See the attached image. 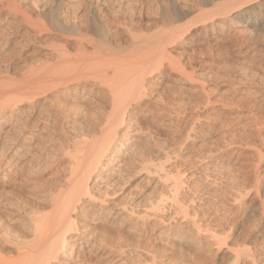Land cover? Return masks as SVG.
<instances>
[{"label": "bare ground", "instance_id": "6f19581e", "mask_svg": "<svg viewBox=\"0 0 264 264\" xmlns=\"http://www.w3.org/2000/svg\"><path fill=\"white\" fill-rule=\"evenodd\" d=\"M0 1L4 4L0 7V54L5 57L15 50L13 48L21 46L22 49L23 46L32 44V41H37L35 40L37 37L50 29L62 36L69 33L79 37V40L76 39L72 44L76 50L74 57L69 55L64 44H60L50 54L47 52V56H53L50 61L46 60L35 67L31 65L33 68L30 67L18 81L9 78L12 82L9 79L7 82H0L2 83L0 85V179L4 182L10 172H14L13 176L16 173L21 174L20 176L24 172L33 173L37 168L42 172L41 167L45 168V162L50 157L60 155L65 160L61 175L59 176L61 171L58 172L59 174L56 173L59 177L57 176L58 179L55 177V187H47L46 191L44 188L43 192L40 190V194H36L37 197L28 201L17 197L19 200L13 202L14 205L12 203L15 213L10 212L12 217L7 218L6 223L9 224L11 221L18 223L24 233L17 231L20 234L11 235L9 233L11 231H6L8 228L2 229L5 222L4 219L2 220L0 242L11 244L13 247L7 253L0 247V264H178V261L176 263L172 257L176 250L171 249L170 254L163 255L161 252H166L163 249L160 251L162 256L158 257L155 256L157 254L155 248L156 251L159 248L152 243L158 241L166 247L175 248L185 239L197 242L199 250L200 248L204 252L207 250L212 255L210 259H213V264H220L225 258L226 260L229 258L231 264H264V255H261L264 254V245L253 247L250 245L254 242L253 239L257 238L258 241L261 238L264 229V187L258 184L264 175V140L259 141L258 151L254 154L257 160L251 169V175L247 173L256 180L252 187L247 186L245 177L247 175H238V172L241 173V168L242 170L245 168L242 164L244 162H239L235 174L222 176V171L218 169L222 164L232 167L231 161L237 152L231 150L228 157L220 161V165L218 162L209 161L210 154H220L223 150L226 151L225 149L229 151L232 144L230 141H223L224 144H217V149H213L211 147L213 145H208L210 143H205L203 139L200 143L194 142L198 141L196 140L198 135L191 127L190 130L184 131V138L193 141L194 145L185 149L184 144H189V141L186 143L182 141L180 143L182 146L179 145L182 149L177 148L179 153L172 150V154H162L165 162L159 161L158 157V161L152 160L151 163L149 159L144 160L145 158L137 163H131L130 159L136 152L133 150L136 147L135 143L143 138L142 130L146 129L140 126L142 120L149 112L161 110L155 103L159 99L154 98L162 90L161 87L174 83L181 93L188 96L186 100L189 102L190 98H194L191 97L194 94L206 93V86L201 76H207L213 70L211 68L203 70L201 68L203 64L200 66L198 64L202 70L196 71L194 61L192 63L195 54L193 57L191 55L189 61L187 60L188 64L179 62L180 60L172 57L175 49L179 48L183 52L204 49L210 54V58L205 59V63H230L247 71L250 60L245 61L243 57L248 53L250 46H246L247 41L245 42L241 33L264 28V0H247L241 3L239 1L236 3L237 1L234 0L230 4H228L230 0H227L228 5L221 2L229 9L227 12L215 6L218 8L216 12L213 13L211 9L210 15L206 16L200 9L201 17L198 13L199 19H192L193 21L188 17L199 8L195 6L197 3L187 10L188 6H179L174 0L182 9V11L178 9L180 14L173 12L168 3L156 4V10L159 9L161 12V22L165 27H170V30L165 29L169 30L168 32L163 30L165 34L155 38L136 34V29H132V18H127L128 20L125 18L124 21L117 17L115 20H119L114 26L122 30L127 37L126 47L122 46L129 52L123 56L116 55L115 49L118 47L120 49V43L114 48L107 38L109 30L106 29L104 22L106 15L103 14L107 10H104V7L110 5L108 0H101V6H98V3L94 5L92 26L85 23L79 25L75 20L64 21L63 15L57 14L43 21L39 19V16L43 15L42 10H36L38 18H33L31 12L28 10L24 12L25 10L20 7V0ZM37 3L39 5V2ZM48 6L46 4V7ZM175 9L174 11H178ZM3 12H6V15ZM81 27L84 28L80 29ZM177 43H181V46H177ZM198 57L201 58L200 55ZM168 76H173L174 80H167ZM177 79L183 80L186 86L177 84ZM55 96L60 98L58 101L67 104L70 102L80 111L88 110L85 105L99 104L100 111L99 109L97 111L100 116H97V119L100 117V120L89 123L81 130L78 128L81 124L77 118L78 112L64 111L62 110L64 107L60 109V105L58 112L62 115V123L57 121L60 122L58 125L56 121L50 119L48 113L46 119L40 120L43 116L41 114L46 109L54 107V101H57L54 99ZM60 104L62 106V103ZM161 113L164 112H160L159 115ZM168 113H166L167 120L172 122L173 116ZM219 117L221 127L227 123L233 125L240 123L239 116L229 120L228 115L220 113ZM71 131L78 134L70 137L68 134ZM52 141H59L55 153L52 147L47 148V144ZM51 144L54 146V143ZM191 151H195V154L193 155ZM36 159L46 160L37 162ZM47 168L46 166V170ZM202 183L206 185H201ZM211 206H215L216 209L210 210ZM212 214L217 215L218 218L214 217L212 220ZM256 216L260 219V227L257 230L259 236H254L253 230L249 231L246 228L247 220ZM106 228L130 235L129 237L132 238L128 240L134 242L133 247H129L130 242L123 239L120 233L116 232L117 235L113 237L112 234H108ZM223 235L231 237L230 245L226 244L227 237ZM224 246L235 248L232 250L234 254L229 253L228 250L231 249L229 247L224 249ZM188 252L185 250V253Z\"/></svg>", "mask_w": 264, "mask_h": 264}, {"label": "rangeland", "instance_id": "374dc122", "mask_svg": "<svg viewBox=\"0 0 264 264\" xmlns=\"http://www.w3.org/2000/svg\"><path fill=\"white\" fill-rule=\"evenodd\" d=\"M30 1L31 2L33 1V2L31 3ZM100 1L101 0H99V1L98 0H92V1L91 0H50V1L49 0H45V1L44 0H27V1L26 0L25 1L20 0V4L22 6L20 4L19 5L23 9V11L25 10L24 12H26L27 10H28V12H31L33 18H38L37 17L38 14H36V10H40V11L42 10L43 12H41V13H43V15L39 16V19H41L43 21H45V18H46V20H48V17L50 18L51 15L57 14V15H61V16L63 15L62 18L64 21H67V20L74 21L75 20L76 23L79 25H83V23H85L88 26H90V25L92 26V22H93L92 18H93V13H94L93 12L94 10H92V9L95 7L94 5H96L97 3H98L97 4L98 6H101ZM157 1H158V3H157ZM188 1H190V2H188ZM226 1L227 0H177V1L175 0V2L177 4H179V6H183V5L188 6L187 10L192 8L195 5V3H197V5H195L196 8H198L197 6H199L198 9L203 10L202 13L205 12V13H203V15L206 14V16L210 15L209 13L211 12L210 11L211 9H213V13H214V11L216 12V9H218V8H220L219 10H221V11L226 10L225 12H227L229 9L227 8L226 5L230 4V2H232L234 0H230V1L228 0L229 1L228 4H226ZM235 1H237L236 3H238V1L241 3V2H244L247 0H235ZM37 2H39V5ZM47 2H51V3H47ZM173 2H174V0H108V3H110V5L107 4L108 6L104 7V10L107 9L104 12L105 14H103V15H106L105 16L106 19L104 18L105 19L104 22L106 24V29H108L110 31V32L109 31L107 32L108 41H111L114 48L118 47L119 46L118 44L120 43V46H121L120 49H119V47L115 49V50H117L116 55L117 56H123L127 52H129L128 49L125 48L126 47L125 45H127V43L125 42V41H127L126 40L127 37L124 33H122L123 32L122 30H120L114 26V25H116V21H118L120 18L123 19L124 21H125V18H126V20H128L129 18H132L133 19L132 29L135 28L136 30L135 29L134 30L136 31V34L139 33V36L142 35V36L151 37V38H155L158 35L162 36L163 33L165 34V32H168L170 30V27H168V28H167V26L165 27L163 22H161L162 21V19L160 18L161 12L159 11V9L156 10V8H157V5L159 3H168V5H170L171 10L173 12H177L180 14L179 10L182 11V9H180L177 6V4L175 2L174 3ZM221 2L226 4V5L224 6V4H221ZM91 3H93V4L91 5ZM46 4H47V6L51 5L50 8H49V6L46 7ZM3 5L4 4L1 2L0 7ZM32 5L35 6L37 9L35 7H33ZM37 5L40 7L38 8ZM173 5H175V7ZM154 6H155V8H154ZM215 6H217L218 8ZM172 7H174V9L176 8L175 10H178V9L179 10L174 11V9ZM221 7H222V9H221ZM223 7H226L227 9L226 8L223 9ZM45 8H47V10ZM151 8H152V10H149ZM5 9H8V8L5 7ZM184 9H186V8H184ZM184 9H183V11H185ZM198 9H196L198 12L195 10L191 14L192 16L190 15V17H188V18H190V20L199 19L198 17L201 14L199 12H201V10L199 11ZM49 12H50V14H49ZM206 12H208V13H206ZM5 13L6 12H3V14H5ZM198 13H199V16H198ZM64 15H65V17H64ZM195 15H197V17H195ZM117 17L119 19L115 20V19H117ZM194 17H195V19H194ZM113 21H114V24H113ZM161 23H162V25H161ZM64 24L66 25V22ZM82 28H84V27H81L80 29H82ZM165 29L166 30L169 29V30L166 31ZM160 30L162 33L158 32ZM163 30L165 32H163ZM248 31L250 32V30H247V32H244L245 36H244V33H241V35H243V37L245 38L244 39L245 42L247 41L246 46H250V47H248L249 48L248 53L243 57V59L245 61L250 60V64L248 65L247 71L246 70L243 71V69H240L239 67L237 68L234 64L232 65L230 63L226 64V63L220 62V63L216 64V62H215L213 64L211 62H209V63L206 62L207 63L206 64L205 59H207L208 57L210 58V54L208 52H205L204 49L203 50L201 49L202 51H200V49L199 50L197 49V51H194V52H183L179 48L175 49V51L172 53V55H173L172 57L178 61L180 60L179 62L188 64V61H189L191 55L193 57L195 54L196 56L193 57L195 60H192V63L194 61L193 64L196 65V71L197 70L201 71L202 69L203 70H209V68H211L213 70V71L211 70L213 73L210 72V73H208L207 76H201V77H203L201 80H202L203 84L206 86V93H204V94L199 93L196 95L194 94V96H191L194 98H190V102H189L188 100H186L188 96L186 94L181 93L180 90H178L176 88L177 85H175L174 83H170L168 86L161 87L162 90L159 91V94L154 96V98L159 99V100L155 101V103L157 104V107H159V109H161V110H155L153 112H149L147 117H145L144 120H142L143 123L141 122L140 126L142 128L145 127L146 129L143 128V130H142L143 138H141L140 141H137V144L135 143L136 147L132 146V148L134 147L133 150L136 152H134V155L131 156L133 159L130 157L131 163H137L138 161H140L141 159L143 160L144 158H145L144 160L149 159L150 163L152 162V160H153V162H155L156 160L158 161V158H159V161L165 162V158L163 156L166 154H172L173 153L172 150H174L175 153H179V150L182 149L181 147H179V145H181L180 143H182V141H183V143H186L187 141H189V144L188 143L184 144L185 149L190 148V145H192V144L194 145V142L200 143V140L201 141L204 140L205 143H207V144L210 143V144H208L210 146L212 144L213 146H211V147L213 149L214 148L217 149L218 145L224 144L223 141H226V142L230 141L233 144V146H232V144H231V148L229 146V148H230L229 151H228V149H225L227 152L223 150V152L220 154L219 153H212L213 156H212V154H210L211 156H208L210 158L209 161L218 162V165H220L221 164L220 161H222L224 157H228L227 155H228V153H230L231 150H232V152H237L236 153L237 156L235 154L233 157L234 159L232 158V161H231L232 167H226L224 164H222L218 168L220 171H222L221 172L222 176L237 173V172H235V170L239 166V162H241V163L244 162L242 164L245 165V166H243L245 168H243V170L241 168V173L238 172V175L239 176L247 175V176H245L247 178L246 179L247 180V186L252 187V184L254 183V181L256 183V180H253V177L252 176L250 177L249 175H251V169H253L252 167L254 166V164L257 160L255 157L256 155H254V154H256L258 151L257 149L259 148V145H258L259 141L264 140V119H263V115H264V56H263L264 55V28L261 30L259 28H257L256 30L251 31L250 33ZM59 34H58V32L56 33V31H51V29H50V31L47 30V31H45V33H42V35L37 37L39 39H37V38L35 39L37 41H32V44L25 45V47L23 46L22 49H21V46L13 48L15 50L10 52V54L6 55L7 57L0 54V80H1L0 82H2V83L7 82V80L9 78L12 80L14 79L13 81L20 80L19 78H22L27 73L28 69H30V67L33 68L35 66H38L41 62L44 63L46 60L50 61L53 58V56L52 55L47 56L46 55L47 52H48V54H50V52L54 51L55 48L57 49L58 46H60V44L61 45L64 44L67 47V52L69 53V55L71 57L72 56L74 57V55L76 54V50L74 49L75 47L72 46V44L75 43L76 39L79 40V37H77L78 35L73 36V35L68 33V34H65L62 36V34H60V35ZM152 34H154V35H152ZM148 35H150V36H148ZM98 44L99 45L101 44V46H103V44L101 42H98ZM122 45L125 47H123ZM177 46H181V43H177ZM183 54H185V55L183 56ZM252 54H254V55H252ZM197 55L198 56L200 55V57H201L200 59H202V60H200ZM247 62L249 63V61H247ZM198 64H199V66L201 64H203V65H201L202 69L199 68ZM28 66H29V68H28ZM23 67L24 68L26 67L27 69L26 68L24 69ZM20 68H21V70H20ZM18 70H20V71H18ZM12 71H14V72H12ZM21 72H22V74H21ZM172 77L173 76H168L167 80H174ZM159 80H160V78H159ZM156 82H155V84H157ZM160 82L162 83L164 81H160ZM176 82L179 85L182 84L183 86H186V85H184V82L181 79L180 80L177 79ZM2 83H0V85ZM187 86H189V85H187ZM173 88H174V90H173ZM163 89H165V90H163ZM207 95H208L209 100L207 98ZM206 98H207V100H206ZM54 99L57 100V101H54L56 106L54 105V107H52V108L49 107V109H46L47 112L45 113V111H46L45 110L43 112V114H41L43 116H42V118L40 116V118H41L40 120L46 119L47 115L49 114V116L51 117L50 119L56 121V123H58V125H59L60 122L62 123V118H61L62 115L61 114L59 115L58 110L62 109L63 107L64 108L62 110H64V111L67 110V112L70 111L71 113H77L78 112L77 118L81 124L79 125V127L78 126L77 127L81 128V130H83V128L85 129V126L87 127L89 125V123L92 124L96 120H100V117H98V119H97V116H100L98 114L99 113L98 111H100L99 104L92 103V104L85 105V107H87L88 110L84 111L85 110L84 109V110L80 111V110H78L79 108L77 109V107L71 105L70 102L67 104L66 102L63 103V101H61V100L58 101V99H60V98L59 97L56 98V96ZM60 103H62V106ZM65 104L67 107L65 106ZM59 105L61 108L59 107ZM55 107H57L58 109L56 110ZM65 107H66V109H65ZM69 107H70V109H69ZM54 108H55V110H54ZM73 108L77 111H74ZM165 108H166V110H165ZM49 110H50V113H49ZM173 110L175 113L173 112ZM84 112H86V113H84ZM91 112H92V114L90 115ZM160 112H164V113H161L159 115ZM168 112L173 116V119L171 120L172 122H169V120H167V117H166L167 114L166 113H168ZM155 113H158V114H155ZM220 113L221 114L223 113V115H225V116L228 115L229 120H230V118H234L236 116H239L240 117V123L238 125H236V124L233 125V124L227 123V124L223 125V127H221V126H219L221 124L220 123L221 118L219 117ZM174 114H176V115H174ZM158 115H159V117H158ZM177 115H179V116H177ZM87 116H89V117L87 118ZM176 117H177V119H176ZM94 118H96V119L94 120ZM196 118H197V120H196ZM152 120H154V121H152ZM57 121H60V122H57ZM162 121H163V123H162ZM144 122H145V124H144ZM205 122H208V124H205ZM85 123H86V125H85ZM82 125H84V126H82ZM208 126H209V129H208ZM190 127L194 128V130L196 131L195 132L193 130L194 133H196L198 135L197 136L198 139H196L198 141L193 142L191 140L184 138V135H185L184 131L190 130ZM78 128L76 129V131L78 130ZM145 130H147V131H145ZM192 132H191V134H192ZM71 134H72V136H71ZM77 134L78 133H75V131H71V132H69L68 136L73 137L74 135H77ZM141 140H143V141H141ZM220 141H222L223 143H221ZM63 142H68V141H63ZM190 142H192V143L190 144ZM51 143H54V146ZM51 143H49V145L47 144V146H48L47 148L52 147V151H54V153H55V150L58 149L59 144H57V143H59V141H52ZM184 145H183V147H184ZM214 145H215V147H214ZM54 148H56V149H54ZM194 152L195 151H191L192 154ZM154 154H155V156H154ZM162 154H164V155H162ZM148 155H150L151 157ZM60 157H61L60 155H59V157H56V156L50 157L51 162H50V159H48L50 163L47 162L48 160L45 162L46 166L49 168V169L47 168V170H46V166H45V168L41 167L43 170V171L41 170L42 172L38 171L39 168L33 170L34 172L36 171L35 173H38V175L32 171L35 175L33 173H30V172L27 174L24 172L23 175L20 176L21 174L15 172L17 174V176H16V174L13 176L14 172H10L9 173L10 175L6 178V180L10 179V181L7 182L5 180L4 181L5 183H4L0 179V190L2 191V192L0 191V197H1L0 198L1 199L0 204H2V205H0V223L2 222L3 219H4L3 222L5 221L4 225L0 224V225H3L2 229L6 230L8 228V230H6V231H8V232L11 231L9 233L11 235L13 234V236H15L18 233L17 231H20V233L21 232L24 233V231H21L22 227H20V225L18 223L16 224V222L11 221L12 219L9 220V221H11V222H9L10 225L8 223H6V222H8L7 218L10 219L12 217V213L13 214L15 213V211H14L15 207H13V205H14L13 202L16 203V201H18L19 199H21V200L27 199V201H28V199H30V198L32 199L33 197L35 198V196L37 197L36 194H40V190L43 192L44 188H45L44 191L48 190V188L51 186L53 188V186L55 184L54 181L56 179H58V177L63 172L61 170H64V169H62V167H63L62 165H63L65 160H64V158H62V157L60 158ZM52 158H55V159H52ZM58 158H60L61 160L60 159L58 160ZM44 160H46V159H44ZM44 160L38 159L37 162H39V161L42 162ZM51 163H52V165H50ZM260 166H261V164H260ZM55 168H56V170H55ZM57 169H59V170L57 171ZM58 172H60V174ZM56 173L59 174V176ZM247 173L248 174L250 173V174L248 175ZM28 174H29V177H28ZM30 174H32V175H30ZM51 174H53V176ZM36 175L38 178L36 177ZM49 175H51V176H49ZM14 177H16V179H14ZM20 177H21V179H20ZM26 177H28V178H26ZM52 177H54V178H52ZM55 177H57V178L55 179ZM250 179H251V181H250ZM259 181H260V183H258V184H261L264 187V175L261 177V179ZM1 182H3V183H1ZM22 182H24V183H22ZM49 182L52 184H50ZM21 183H22V185H21ZM204 184L205 183H202L201 185H204ZM31 188H32V190H31ZM27 189H29V190H27ZM12 203H13V205H12ZM4 204H5V206H3ZM213 209H216L215 206L210 207V210L213 211ZM10 212H12V213L10 214ZM212 215H213L212 220L214 219V217L218 218L217 215H215V216H214V214H212ZM231 219L232 218L230 217L229 220H231ZM256 219H258V220H256ZM250 220H247V222L250 221L249 224H247V222H246V228H248L247 230H249V231L253 230V232H252L253 235L259 236L258 231H257L260 227L259 217L256 216V218L254 217V219L251 217ZM228 223H229V221H228ZM106 229H107V232H109L108 234H110V235L112 234L113 237H115V235H117L116 232H118V231L116 229L115 230H113V229L110 230V228H106ZM256 232H257V234H256ZM20 233H18V234H20ZM113 233H114V235H113ZM118 233H120V232H118ZM122 234H124V235L122 236ZM122 234L120 233L119 235H121V237L123 239H127L126 240L127 242L128 241L130 242L129 244L126 242L129 245V247L130 246L133 247L132 245L134 242L132 243V240L131 241L128 240V239H131L132 237H129L130 235L128 236L125 233H122ZM224 236H226V235H223V237ZM226 237H227V241L225 238V242H226V244L230 245L229 242H230L231 237H229V236H226ZM260 237L261 238L258 237L260 239V240L258 239V241H257V238L253 239L252 242L254 241L253 242L254 244L251 243L250 245L252 247L255 245L256 246L264 245V242H263L264 238L262 239V237H264V229H263V233L261 232ZM155 242H153L152 244H154L155 246H157V248H159V249H157V251L155 248V252L158 254V255L156 254L155 256H158V257L162 256L161 254L168 255V254H170L171 249H173V250H176V251H174V254H172L173 260L175 259L174 261L176 263L178 261V264H207V263L213 264V259H210V258H212V255L210 253H208L207 250H205L206 252H204V250L202 248H200V250H199L198 249L199 247H197V245H196L197 242H195V241L192 242L191 240H187V239H185V241L182 240L183 243H181L178 246L176 245L175 248H173V247L169 248V246L166 247V246H164V244L163 245L161 244L162 242H158V241H155ZM0 244H1L0 245L1 249H3V251L6 250V251H4L5 253H7L10 250V248L13 247L11 244H8V245L6 243L2 244V242H0ZM160 247L161 248L163 247V248L161 249ZM221 247L223 249V246H221ZM227 247H229V246H227ZM227 247L224 246V249ZM167 248H169V250ZM229 248L231 249V251L228 250V252L231 254H234V253H232V252H234L232 250H235V248H233V247H229ZM229 248H227V249H229ZM1 249H0V251H1ZM165 249H167V250H165ZM162 250L166 251V252H163V253L161 252V254H160V251H162ZM185 250H186V252H188V250H189V252L185 253ZM197 250L199 253H197ZM183 252H184V254H183ZM209 254H210V256H209ZM197 255H198V258H196ZM261 255H264V254L262 253ZM207 256L209 257V259ZM180 257L181 258L183 257L182 258L183 262H181L182 259ZM263 258H264V256H263ZM186 259L188 262L186 261ZM227 260L225 258V260L223 262H221L220 264H231L232 261L229 258H227Z\"/></svg>", "mask_w": 264, "mask_h": 264}]
</instances>
